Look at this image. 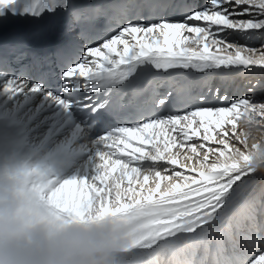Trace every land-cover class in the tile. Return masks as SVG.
<instances>
[{"label": "snow or ice", "instance_id": "obj_1", "mask_svg": "<svg viewBox=\"0 0 264 264\" xmlns=\"http://www.w3.org/2000/svg\"><path fill=\"white\" fill-rule=\"evenodd\" d=\"M176 6L0 0V14L63 10L86 41L77 59L56 65L51 83L2 62L0 173L17 183L26 211L53 227L124 223L125 264H264V230H252L264 189L247 187L259 170L230 142L246 144L237 121L264 117V102L229 100L219 86L194 101L176 90L180 72L264 70V0H182L180 18L169 19ZM209 97L219 106H206ZM177 102L190 106L171 111ZM81 185L90 195L66 194ZM237 249L251 255L234 258Z\"/></svg>", "mask_w": 264, "mask_h": 264}, {"label": "clouds", "instance_id": "obj_2", "mask_svg": "<svg viewBox=\"0 0 264 264\" xmlns=\"http://www.w3.org/2000/svg\"><path fill=\"white\" fill-rule=\"evenodd\" d=\"M249 135L256 121H244ZM252 167L264 171V140L251 148ZM128 227L112 217L53 227L26 211L17 183L0 173V264H125Z\"/></svg>", "mask_w": 264, "mask_h": 264}, {"label": "rangeland", "instance_id": "obj_3", "mask_svg": "<svg viewBox=\"0 0 264 264\" xmlns=\"http://www.w3.org/2000/svg\"><path fill=\"white\" fill-rule=\"evenodd\" d=\"M228 38L229 39H236L237 37H235L234 35H230ZM249 43L253 47H259L261 41L260 40H253V41H250ZM259 74H262V73H259ZM222 81L223 80H218L216 82H213V84H214L213 87H215V86L221 87L220 88L221 93L226 94L228 96L229 100H231L234 97L235 98H241V97H245V96H251L253 101L256 103L264 102V79L263 78H260L259 76H254V75H252V76L249 75V77L246 78L244 75L239 76V75L235 74V76H230L225 81V83ZM253 85H256V86L253 87ZM210 86H212V85H210ZM237 86L241 87V88L239 90H237V88H236ZM229 87L231 89H229ZM219 103L220 102L217 101L215 99V97H209L208 101L206 102V106H219ZM227 103H228V101H224V104H227ZM246 120H248L247 115L241 116V118L237 121V125L238 124L244 125V121H246ZM255 121H256V134L246 138L249 141V143L247 144V142H246L245 145L241 146L239 143L235 142V138H231L232 140H234V142L230 141L234 144V147H241L242 151H247L249 148L250 142H252L254 138H255L254 139V141H255L258 137H264V117L257 116L255 118ZM226 127H227V130L232 128L230 125H228ZM238 132H239V130H238ZM241 140H243V139H241ZM196 142L197 143H203V141H200L198 139H196ZM207 146L212 147L211 144H207ZM82 186L83 185H81V189L78 187H75V186L72 187L69 191V194L72 196L75 194V196L81 195L84 197H87L88 195H90L88 187H86V186L82 187ZM261 228L264 229V216L259 217L256 224L252 226V230H261ZM232 255L234 258H237V259H242V257H243V259H246L251 254L248 252L246 253V251H244L242 249H237L235 252L232 253Z\"/></svg>", "mask_w": 264, "mask_h": 264}, {"label": "bare ground", "instance_id": "obj_4", "mask_svg": "<svg viewBox=\"0 0 264 264\" xmlns=\"http://www.w3.org/2000/svg\"><path fill=\"white\" fill-rule=\"evenodd\" d=\"M191 73H192V79L191 80L193 81L195 86L198 87V94L201 91V89L204 88V86H206L208 84L213 86L214 85L213 82H216L218 80H223L222 82L225 83V81L230 76H235V74L239 75V76L244 75L246 78L249 77V75H251V76L254 75V76H259L260 78L264 79V70H261V68L258 66H250L249 69H243V68L234 69L231 72L208 71L205 73H200V72L196 73L195 71H191ZM259 73H262V74H259ZM182 79H183L182 74H178L177 81H176V87L180 85V82L182 81ZM236 88H237V90H239L241 87L237 86ZM229 89H231V88L229 87ZM238 130H239V132H238ZM227 131L229 133H231L233 131V129L231 128V129H228ZM236 132L239 134V137H241V139L245 140L247 142V144L249 143V141L246 138H248L252 135H249L246 133V130H245L243 124L237 125ZM218 138H220V137L218 136ZM254 139L252 142H250L249 148L247 151H250L251 148L257 147L260 140H264V137H258L255 141H254ZM230 141L234 142V140H232V139H230ZM207 144H211L212 148H216L218 146L217 144H215L214 142H211V141L207 142ZM210 158L215 159L214 156H212ZM145 163H147V162H145ZM188 174H191V173H188ZM118 175H119V172L116 174V176H118ZM90 183H91V181H89V184ZM126 185H127V181L125 180L124 186H126ZM133 187H136V185L134 184ZM247 187H248V192L250 195L253 193H258L261 189H264V171H257L255 173V175H250L247 178ZM78 188L81 189V186H79ZM69 191L70 190H66V194H69ZM73 196L77 197V198L81 197V195L75 196V194ZM126 199H127V202L132 203L129 194H126ZM137 199H140V197L138 196ZM261 230H264V229L261 228ZM242 259H243V257H242Z\"/></svg>", "mask_w": 264, "mask_h": 264}]
</instances>
